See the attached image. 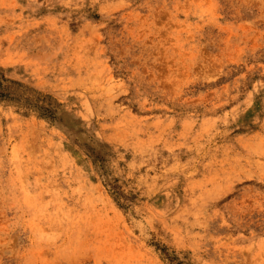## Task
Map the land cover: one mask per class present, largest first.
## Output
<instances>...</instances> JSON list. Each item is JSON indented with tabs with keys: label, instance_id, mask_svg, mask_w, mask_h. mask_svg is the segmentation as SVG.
<instances>
[{
	"label": "rangeland",
	"instance_id": "374dc122",
	"mask_svg": "<svg viewBox=\"0 0 264 264\" xmlns=\"http://www.w3.org/2000/svg\"><path fill=\"white\" fill-rule=\"evenodd\" d=\"M1 76L0 264H264V0H0Z\"/></svg>",
	"mask_w": 264,
	"mask_h": 264
},
{
	"label": "trees",
	"instance_id": "16d2710c",
	"mask_svg": "<svg viewBox=\"0 0 264 264\" xmlns=\"http://www.w3.org/2000/svg\"><path fill=\"white\" fill-rule=\"evenodd\" d=\"M33 93V91L21 84L5 79L3 76L0 77V101H12V100H24L29 101L28 97ZM36 103V102H35ZM37 103H39L37 101ZM38 105V104H35ZM164 258L168 262H172L173 259L170 258L166 251H162ZM182 264V263H177Z\"/></svg>",
	"mask_w": 264,
	"mask_h": 264
}]
</instances>
